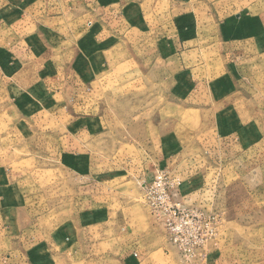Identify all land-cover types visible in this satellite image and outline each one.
Masks as SVG:
<instances>
[{
	"label": "rangeland",
	"instance_id": "1",
	"mask_svg": "<svg viewBox=\"0 0 264 264\" xmlns=\"http://www.w3.org/2000/svg\"><path fill=\"white\" fill-rule=\"evenodd\" d=\"M98 1L0 0V264H264V74L232 43L264 0H114L136 24L79 74Z\"/></svg>",
	"mask_w": 264,
	"mask_h": 264
},
{
	"label": "crops",
	"instance_id": "2",
	"mask_svg": "<svg viewBox=\"0 0 264 264\" xmlns=\"http://www.w3.org/2000/svg\"><path fill=\"white\" fill-rule=\"evenodd\" d=\"M101 1H98V3L95 2V6L98 9L100 8L103 11H106L102 17H93L91 20L94 23L90 26L85 22L88 15H86V17L81 16L80 21L76 22L79 23L80 27L79 31L76 33V41L80 40L82 43L81 49L79 50L80 53L77 54L79 58L76 59L75 63V66L77 67L76 71L79 74L87 72L90 66H97L94 68L97 70L106 66V68L102 70V72H105L112 61L120 56V49L116 42L120 39L118 31L123 30V33H131V30H133L132 26L136 24L134 21H131L129 16L127 22L120 19V5L116 3V1ZM182 11V8H178L175 17L182 19ZM244 17L245 16L240 17L241 21L246 19V27L241 32V39L235 40L232 43H239L241 49L239 55H241V58L244 56L252 58L250 60L252 67L251 73L264 74V20L257 14L250 18ZM123 24H125L124 28H121ZM89 30L92 31V35L87 40L85 35L89 33ZM144 30H147V28L145 27ZM83 40H86L87 42L95 41L96 43H87V45H83ZM72 48L70 50L71 54L73 53ZM73 51H76V48Z\"/></svg>",
	"mask_w": 264,
	"mask_h": 264
},
{
	"label": "built area",
	"instance_id": "3",
	"mask_svg": "<svg viewBox=\"0 0 264 264\" xmlns=\"http://www.w3.org/2000/svg\"><path fill=\"white\" fill-rule=\"evenodd\" d=\"M144 187L146 201L152 212L170 232L176 235L178 240L182 228L192 221V218H190L192 214L174 201L162 174L155 176L153 181L145 184Z\"/></svg>",
	"mask_w": 264,
	"mask_h": 264
}]
</instances>
